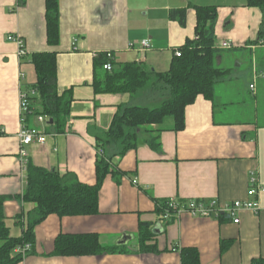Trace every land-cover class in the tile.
Masks as SVG:
<instances>
[{"label":"crops","instance_id":"1","mask_svg":"<svg viewBox=\"0 0 264 264\" xmlns=\"http://www.w3.org/2000/svg\"><path fill=\"white\" fill-rule=\"evenodd\" d=\"M44 1L0 0V195L8 196L2 209L13 237L21 236L33 210L20 195L27 183V163L94 184L96 134L141 95L94 93L93 63L100 53L111 51L115 66L135 61L165 72L174 51L195 36L196 6H213L215 46L220 49L214 61L223 73L211 99L198 95L186 107L182 129L174 130L173 119L164 118L161 149L140 142L124 154L111 152L114 173L100 186L98 212L50 213L35 225L34 244L17 264H181L183 247H196L201 264H250L252 258H264V193L257 211L239 210L238 223L226 215L202 218L187 213L166 220L155 210L157 201L170 198L219 204L251 199L246 195L249 178L264 182V38L257 39L260 27L264 31L261 10L247 6L246 0H58L60 38L52 46L46 37ZM173 8H185L184 25L168 17ZM10 33L23 37L26 56H18L17 44L7 38ZM144 40L149 41L147 47L142 46ZM223 41L231 47L219 46ZM45 51L56 52V87L58 93L71 91V112L57 133L48 119L47 126L37 121L40 98L31 96L32 113L26 121L44 127L46 140L25 146V168L16 136L19 93L36 81L31 55ZM140 220L153 222L150 243L158 251L139 250ZM92 232L103 246L119 249L79 256L53 253L57 235ZM123 234L131 238L117 245ZM221 240L232 244L221 251Z\"/></svg>","mask_w":264,"mask_h":264},{"label":"trees","instance_id":"2","mask_svg":"<svg viewBox=\"0 0 264 264\" xmlns=\"http://www.w3.org/2000/svg\"><path fill=\"white\" fill-rule=\"evenodd\" d=\"M25 0H18L23 3ZM246 5L259 8L264 18V0H246ZM46 37L49 45L59 43L58 25V0H45ZM216 8L213 6H196V25L194 38L187 40L177 49L180 56L174 55L169 69L165 72H155L144 68L140 63L131 61L123 64H113L104 52L94 60L92 87L94 93H136L144 89L158 91L167 88L169 96L162 100L158 106H141L138 104L127 105L115 113L109 127L103 133L96 134L97 146L104 151L103 155L96 158L94 184H85L74 176L59 175L54 169H46L34 163H27L26 186L21 198L33 205L29 214L27 226L20 237L9 234V227L5 223L3 203L8 196L0 195V264H17L24 257L17 252L25 243L31 247L34 244V228L38 222L49 216L50 213L63 215H92L97 213L99 189L105 177L114 173L111 152L116 150L124 154L133 149L138 143L144 142L153 149L160 148V128L164 118L170 116L174 121L173 129L180 130L185 126L184 113L187 106L198 95L207 99L213 96V86L223 73V70L215 65V57L220 51L215 46V22ZM185 8H173L169 11L170 19H177L185 24ZM264 31L259 29V40H263ZM31 63L35 68L36 81L34 88L40 98V110L37 114L48 117L49 126H54L57 133H61L67 118L70 115L72 93L70 90L57 91L56 79V52H34L31 55ZM110 62L112 69L104 68V63ZM30 89V90H31ZM31 113H28L29 116ZM26 116V118H27ZM27 123V121H26ZM155 126V127H154ZM178 203L186 201L177 198ZM168 199L156 202V212L163 219L164 208ZM16 222H20L17 215ZM152 221L138 223V248L141 252L158 251L154 243H150L152 234ZM232 240H221L220 250L230 247ZM117 246H103L97 233L59 234L54 240L53 253L55 255H93L107 252H115ZM121 250V249H120ZM181 264H201L199 251L196 247H183L180 249ZM250 264H264V258H252Z\"/></svg>","mask_w":264,"mask_h":264},{"label":"built area","instance_id":"3","mask_svg":"<svg viewBox=\"0 0 264 264\" xmlns=\"http://www.w3.org/2000/svg\"><path fill=\"white\" fill-rule=\"evenodd\" d=\"M9 41L17 44V54L20 58L26 56L27 52L24 45L23 37L20 35L10 33L7 35ZM149 45L148 40H144L142 42V46L147 47ZM222 48L229 49L231 47V43L228 41H223L220 43ZM108 59H112V52L107 51L104 52ZM175 55L180 56L181 51L179 49L175 50ZM104 68L107 70L112 69V64L110 62L104 63ZM254 84H250V88L254 89ZM36 90L32 88L31 90H20L19 97V116H20V127L18 128V132L16 134L17 138H19V156L23 166L26 168V160L25 156L27 152L25 150V146L32 144L33 142L43 143L46 140L45 133L46 130L40 129L36 126H31L26 123V116L28 113H32V109H30V100L31 96L36 94ZM36 119L38 122L44 123L47 126V116L37 114ZM98 155H103L104 151L101 148H96ZM135 182V181H134ZM248 190L246 192L247 198L251 197V199L245 200H234L227 203H216L214 200L206 201L199 199L191 198L190 200H186L184 204L178 203L176 199L170 198L167 201V205L164 208L163 219L177 218L182 213H187L189 215L198 216L202 218H219L221 215H226L233 219L234 223H238L240 221L238 217V212L240 209H251L253 211H257L259 209L258 197L260 194L264 193V182L260 184L255 176H251L249 178ZM30 244L25 243L20 248H17V252H21L24 255L29 252Z\"/></svg>","mask_w":264,"mask_h":264},{"label":"rangeland","instance_id":"4","mask_svg":"<svg viewBox=\"0 0 264 264\" xmlns=\"http://www.w3.org/2000/svg\"><path fill=\"white\" fill-rule=\"evenodd\" d=\"M169 94H170V91L167 88H162L158 91H153L151 89L146 88L144 90H141V95H135L136 98L132 101V103L139 104L142 106L147 105L150 107H154V106L159 105L162 100L166 99L169 96ZM30 249H31V245H30Z\"/></svg>","mask_w":264,"mask_h":264},{"label":"water","instance_id":"5","mask_svg":"<svg viewBox=\"0 0 264 264\" xmlns=\"http://www.w3.org/2000/svg\"><path fill=\"white\" fill-rule=\"evenodd\" d=\"M49 122H51V120H49ZM131 238V236L127 235V234H123L121 239H119L116 244L117 245H121V244H125L127 243V241Z\"/></svg>","mask_w":264,"mask_h":264}]
</instances>
